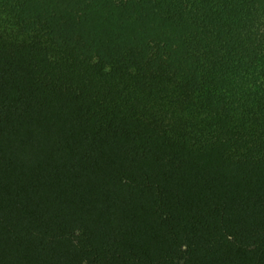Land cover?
I'll list each match as a JSON object with an SVG mask.
<instances>
[{
  "label": "trees",
  "instance_id": "16d2710c",
  "mask_svg": "<svg viewBox=\"0 0 264 264\" xmlns=\"http://www.w3.org/2000/svg\"><path fill=\"white\" fill-rule=\"evenodd\" d=\"M0 264H264V0H0Z\"/></svg>",
  "mask_w": 264,
  "mask_h": 264
}]
</instances>
